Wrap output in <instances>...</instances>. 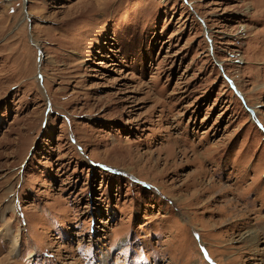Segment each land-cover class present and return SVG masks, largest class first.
Here are the masks:
<instances>
[{"label": "rangeland", "instance_id": "1", "mask_svg": "<svg viewBox=\"0 0 264 264\" xmlns=\"http://www.w3.org/2000/svg\"><path fill=\"white\" fill-rule=\"evenodd\" d=\"M263 197L264 0H0V264H264Z\"/></svg>", "mask_w": 264, "mask_h": 264}, {"label": "bare ground", "instance_id": "2", "mask_svg": "<svg viewBox=\"0 0 264 264\" xmlns=\"http://www.w3.org/2000/svg\"><path fill=\"white\" fill-rule=\"evenodd\" d=\"M253 203H254V201L253 202H250V203H245V206L244 207H246L245 209H244V213H245V217H246V219H250L249 218V216L247 215L248 214V211H252V212H259V211H261L262 209H264V197L262 198V202H261V204H260V207L259 208H257V209H254V208H252L253 207ZM13 207V206H12ZM15 209V208H14ZM239 215V214H238ZM237 216V215H236ZM235 217V216H234ZM256 219L260 222V225H259V227L258 228H256V229H254V230H251V229H249L248 230V235L246 236V237H244L243 239H241V240H244L246 243L247 242H249L250 243V245L251 246H253V247H255L256 245H258V243H259V239H260V237L261 236H264V217H260V216H256ZM255 227V226H254ZM242 228V227H241ZM251 230V231H250ZM12 244V243H11ZM14 244H16V243H14ZM15 246V245H14ZM262 249H264V248H262ZM264 251V250H263ZM260 255L262 256V257H264L263 256V254H262V252L260 253Z\"/></svg>", "mask_w": 264, "mask_h": 264}]
</instances>
